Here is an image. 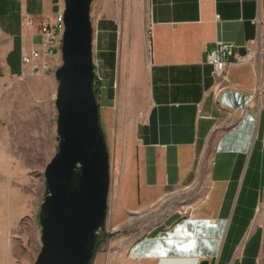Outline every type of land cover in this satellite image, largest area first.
I'll return each instance as SVG.
<instances>
[{
  "label": "crops",
  "instance_id": "crops-1",
  "mask_svg": "<svg viewBox=\"0 0 264 264\" xmlns=\"http://www.w3.org/2000/svg\"><path fill=\"white\" fill-rule=\"evenodd\" d=\"M148 3L143 95L110 219L162 205L164 213L126 242L116 264H264V0ZM62 6L0 0V78L16 76L21 52L39 42L20 11L50 20ZM217 41L239 47L214 95L207 55ZM256 47L255 59H239ZM114 49L97 45L103 65ZM258 87L260 106L249 109ZM103 97L101 107L115 105L110 85ZM184 189L195 191L188 204L174 199Z\"/></svg>",
  "mask_w": 264,
  "mask_h": 264
},
{
  "label": "rangeland",
  "instance_id": "rangeland-1",
  "mask_svg": "<svg viewBox=\"0 0 264 264\" xmlns=\"http://www.w3.org/2000/svg\"><path fill=\"white\" fill-rule=\"evenodd\" d=\"M148 16V0L91 4L93 62L101 78L98 101L111 171L110 209L93 264L118 263L126 242L164 213L162 205L144 215L130 214L124 223L110 219L141 106ZM102 42L115 47L108 65L97 56ZM109 85L115 105L101 107L100 102H107L103 93ZM55 94L54 74L0 78V264H33L41 245L37 213L45 190L44 168L57 149ZM194 196L195 191L184 189L175 192L174 199L188 204Z\"/></svg>",
  "mask_w": 264,
  "mask_h": 264
},
{
  "label": "water",
  "instance_id": "water-1",
  "mask_svg": "<svg viewBox=\"0 0 264 264\" xmlns=\"http://www.w3.org/2000/svg\"><path fill=\"white\" fill-rule=\"evenodd\" d=\"M92 1L63 0L61 63L54 73L57 149L44 168L41 245L33 264H93L109 214L111 171L95 88Z\"/></svg>",
  "mask_w": 264,
  "mask_h": 264
},
{
  "label": "built area",
  "instance_id": "built-area-1",
  "mask_svg": "<svg viewBox=\"0 0 264 264\" xmlns=\"http://www.w3.org/2000/svg\"><path fill=\"white\" fill-rule=\"evenodd\" d=\"M64 6L57 9L50 20H37L35 15L25 10L20 11V24L22 27L36 28L39 42L29 50H23L20 55V71L16 75L19 79L29 76H40L54 74L61 60V37L64 30ZM258 22V17L255 19ZM258 44V40H256ZM258 46V45H257ZM238 45L227 41H217L214 48L208 52L207 63L212 68L213 94L217 95L226 85V70L232 57L236 54ZM258 48L244 56L239 57L241 61L255 59ZM96 78H101L96 73ZM260 87L251 93L247 100V108H259L258 99L262 94Z\"/></svg>",
  "mask_w": 264,
  "mask_h": 264
},
{
  "label": "trees",
  "instance_id": "trees-1",
  "mask_svg": "<svg viewBox=\"0 0 264 264\" xmlns=\"http://www.w3.org/2000/svg\"><path fill=\"white\" fill-rule=\"evenodd\" d=\"M98 83H99V80L96 78L95 88H96V92H97V94H98V90H99V87L97 86Z\"/></svg>",
  "mask_w": 264,
  "mask_h": 264
}]
</instances>
